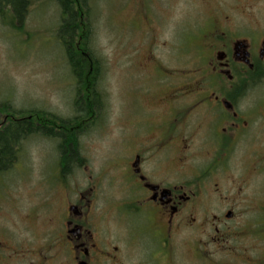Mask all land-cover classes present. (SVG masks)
Wrapping results in <instances>:
<instances>
[{"label":"flooded vegetation","instance_id":"flooded-vegetation-1","mask_svg":"<svg viewBox=\"0 0 264 264\" xmlns=\"http://www.w3.org/2000/svg\"><path fill=\"white\" fill-rule=\"evenodd\" d=\"M32 3L22 0L18 10L10 0H0V22L22 25ZM221 15L215 14L217 27ZM223 21L231 22L228 16ZM195 35L192 68L164 73L163 64L149 55L152 70L164 73L158 83L173 81L158 85L159 93L152 89L143 100L145 109L128 116L119 135L123 142L108 149L95 174L79 179L67 173L86 165L80 142L68 170L63 142L57 141L58 175L49 177L56 184L42 204L20 206L18 199L19 206L0 205V264H238L244 259V249L230 246L231 260L214 261L212 244L228 250V240L242 236L229 230L224 214L231 219L235 212L264 210V33L220 32L215 26ZM174 43L175 52L185 49L179 40ZM15 112L3 113L0 133L10 122L26 121L30 126L24 131L13 127L23 133L19 142L48 137L46 114ZM94 122L101 127L100 112ZM19 142L14 162L23 150ZM238 150L251 162L236 164L245 161L242 155L234 158ZM238 197L256 202L242 205ZM204 198L223 203L218 210L223 215L201 205ZM201 210L210 219L203 218L205 238L198 239L190 230L200 226L195 214Z\"/></svg>","mask_w":264,"mask_h":264},{"label":"rangeland","instance_id":"rangeland-1","mask_svg":"<svg viewBox=\"0 0 264 264\" xmlns=\"http://www.w3.org/2000/svg\"><path fill=\"white\" fill-rule=\"evenodd\" d=\"M32 1L30 16L22 25L16 21L10 22L11 26L0 22V122L3 113L18 115L17 110L28 114L34 109L38 115L46 114L49 118L55 113L63 119L77 113V83L57 35L61 20L59 3ZM89 5L92 49L104 62L99 84L104 103L100 110L101 127L93 120L77 137L86 165L67 173H74L79 179L95 174L109 157L108 149L123 142L119 135L123 134L126 119L145 109L143 100L152 89L159 93L161 86L173 81L164 76L166 79L158 83V78L164 73L172 74L178 67L180 72L193 67L195 55L190 51H195V33H209L215 26L220 32L264 33V0H90ZM218 13L222 15L217 27ZM226 16L231 22L223 21ZM175 39L184 43L185 49L175 52ZM149 55L163 64L164 73L159 68L152 70ZM56 142L52 136L41 134L19 142L23 149L19 159L9 169L0 170V202L5 201L1 206L9 209L18 205V199L20 206L42 204L50 194V186L56 184L49 181L51 175H58ZM244 153L245 150H238L234 158L238 160L242 155L245 161L236 164L251 162V157ZM235 167L240 173L243 170L239 165ZM11 199L12 203H7ZM234 199L242 205L256 202L254 197ZM200 204L223 215L218 210L224 205L218 199L204 198ZM195 216L199 217L200 226L190 230V234L205 238L201 224L210 215L201 210ZM222 221L229 230L241 231L242 236L231 237L228 250L212 244L213 260H231L227 254L235 247L245 250L244 259L238 264H252L256 260L264 263V258H257L264 254V210L235 212L231 219L224 214Z\"/></svg>","mask_w":264,"mask_h":264},{"label":"trees","instance_id":"trees-1","mask_svg":"<svg viewBox=\"0 0 264 264\" xmlns=\"http://www.w3.org/2000/svg\"><path fill=\"white\" fill-rule=\"evenodd\" d=\"M10 1L16 9L21 8L22 0ZM57 1L61 9L57 35L64 47L66 58L72 69L71 72L77 83L75 99L77 113L67 119L52 113V117L49 118L50 122L47 124L50 129H47L46 133L47 136L54 137L58 142H63V149L68 157L65 167L69 170L77 158L76 151L79 148L77 136L93 122L104 103L103 93L99 89L104 62L101 56L93 51L91 45L90 0ZM43 117H47V115H43ZM8 125L9 128L0 133L1 171L13 166L16 158L14 146L18 144L23 134L13 131V127L24 131L30 126L26 121L10 122Z\"/></svg>","mask_w":264,"mask_h":264},{"label":"water","instance_id":"water-1","mask_svg":"<svg viewBox=\"0 0 264 264\" xmlns=\"http://www.w3.org/2000/svg\"><path fill=\"white\" fill-rule=\"evenodd\" d=\"M228 216H231L230 214H228Z\"/></svg>","mask_w":264,"mask_h":264}]
</instances>
